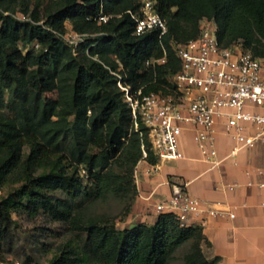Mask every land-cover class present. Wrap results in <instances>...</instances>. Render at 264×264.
<instances>
[{
  "label": "trees",
  "instance_id": "obj_1",
  "mask_svg": "<svg viewBox=\"0 0 264 264\" xmlns=\"http://www.w3.org/2000/svg\"><path fill=\"white\" fill-rule=\"evenodd\" d=\"M43 1L0 0V106L15 132L0 139V191L15 185L0 196V260L13 241V215L44 214L66 234L45 264H171L185 245L178 264H216L203 253L201 226L181 225L172 213L125 228L107 214H89L90 205L107 196L123 202L128 213L137 193V163L157 162L145 126H134L110 69L133 91L173 92L168 78L180 62L171 42L195 38L204 17L216 20L221 45L241 40L253 56L264 57V0H153L167 24L161 38L132 34L126 11H137L141 0ZM100 14L110 17L98 24ZM67 24L80 33L104 34L88 38L75 56L54 33ZM33 41L37 50L19 48ZM87 48L97 60L85 54ZM163 56V63L145 66ZM52 91L56 98L44 96Z\"/></svg>",
  "mask_w": 264,
  "mask_h": 264
},
{
  "label": "built area",
  "instance_id": "obj_2",
  "mask_svg": "<svg viewBox=\"0 0 264 264\" xmlns=\"http://www.w3.org/2000/svg\"><path fill=\"white\" fill-rule=\"evenodd\" d=\"M134 21L132 34L139 36L156 32L161 38L167 33V24L155 9L153 0H141L137 11L127 10ZM27 19L24 15H16ZM110 16L100 14L96 21L105 23ZM218 25L214 18H202L195 38L180 43L172 41V48L179 59V69L169 76L173 92L161 91L142 94L133 91L118 71L110 69L116 77V85L129 105L134 126H145L150 149L157 161L184 158L181 137L186 130L192 132V140L200 158L210 168L218 167L224 160L234 161L238 153L264 143V57H256L247 50L241 40L223 46L217 38ZM78 55V48L90 37L104 33H80L65 25L63 31H54ZM19 48L37 50L33 41ZM88 48L85 54L90 56ZM165 57L145 61V66L161 64ZM121 65L119 64V69ZM221 122L224 133L231 140V147L224 158L218 156L216 123ZM143 156L146 152L142 146ZM251 162L252 159L249 158ZM136 169V167H135ZM83 171V170H82ZM261 175L264 170L250 167L244 174ZM135 174V170H134ZM253 182L249 180L247 185ZM264 184L259 183L262 187ZM234 186H230L232 189ZM160 213H172L181 225H195L193 219L203 216L234 218L227 209L214 208L206 201L191 195L187 183H172L170 194L155 205ZM4 264V263H0ZM16 264H19L16 262Z\"/></svg>",
  "mask_w": 264,
  "mask_h": 264
},
{
  "label": "crops",
  "instance_id": "obj_3",
  "mask_svg": "<svg viewBox=\"0 0 264 264\" xmlns=\"http://www.w3.org/2000/svg\"><path fill=\"white\" fill-rule=\"evenodd\" d=\"M215 128L218 156L224 158L232 143L220 121ZM181 149L184 158L179 160L150 164L142 159L137 163V193L120 228L155 223V205L169 196L170 185L186 182L191 195L234 213V218L193 219L205 237L202 250L206 258L216 259V264H264V185L258 186L264 184V173L250 178L244 174L253 166L264 170V143L240 151L234 161L226 159L215 168L201 160L190 130L181 137ZM249 180L251 186L247 185Z\"/></svg>",
  "mask_w": 264,
  "mask_h": 264
},
{
  "label": "rangeland",
  "instance_id": "obj_4",
  "mask_svg": "<svg viewBox=\"0 0 264 264\" xmlns=\"http://www.w3.org/2000/svg\"><path fill=\"white\" fill-rule=\"evenodd\" d=\"M48 0H44L46 4ZM20 13H16V15ZM46 98H56L55 91L46 92ZM15 134L13 123L9 118L7 111L0 106V139L7 141ZM27 153V147L24 148ZM84 175V171L81 170ZM15 185L4 186L0 191V196L6 195ZM57 196H60L57 194ZM123 202L112 196H107L103 200L94 201L89 207V214L97 216L107 214L114 217L116 227L120 228L122 222L127 217L128 213L123 212ZM17 220V225L14 231L13 241L4 245L1 253L0 263L4 264H35L48 263L51 259L55 248L66 237L62 225L50 221L44 214H38L29 218L25 214L13 215ZM126 226V225H125ZM187 251V246L181 247L171 261V264L181 262L182 255Z\"/></svg>",
  "mask_w": 264,
  "mask_h": 264
}]
</instances>
